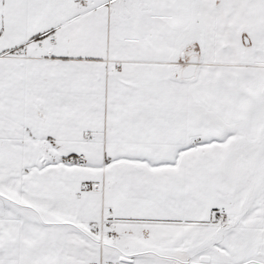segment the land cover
<instances>
[{
	"label": "snow or ice",
	"instance_id": "6c2138e0",
	"mask_svg": "<svg viewBox=\"0 0 264 264\" xmlns=\"http://www.w3.org/2000/svg\"><path fill=\"white\" fill-rule=\"evenodd\" d=\"M0 264H264V0H0Z\"/></svg>",
	"mask_w": 264,
	"mask_h": 264
}]
</instances>
